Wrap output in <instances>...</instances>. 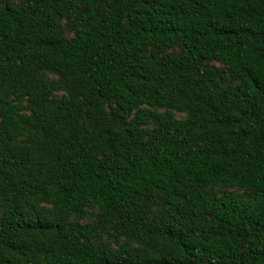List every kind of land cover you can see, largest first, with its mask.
Returning <instances> with one entry per match:
<instances>
[{
    "label": "trees",
    "instance_id": "16d2710c",
    "mask_svg": "<svg viewBox=\"0 0 264 264\" xmlns=\"http://www.w3.org/2000/svg\"><path fill=\"white\" fill-rule=\"evenodd\" d=\"M0 264H264V0H0Z\"/></svg>",
    "mask_w": 264,
    "mask_h": 264
},
{
    "label": "rangeland",
    "instance_id": "374dc122",
    "mask_svg": "<svg viewBox=\"0 0 264 264\" xmlns=\"http://www.w3.org/2000/svg\"><path fill=\"white\" fill-rule=\"evenodd\" d=\"M216 65H219V64H216ZM183 115L179 114L178 117H182Z\"/></svg>",
    "mask_w": 264,
    "mask_h": 264
}]
</instances>
